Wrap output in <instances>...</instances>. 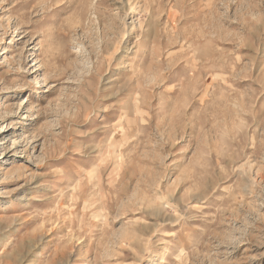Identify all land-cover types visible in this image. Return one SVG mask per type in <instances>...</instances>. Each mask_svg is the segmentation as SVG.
<instances>
[{
    "label": "rangeland",
    "instance_id": "rangeland-1",
    "mask_svg": "<svg viewBox=\"0 0 264 264\" xmlns=\"http://www.w3.org/2000/svg\"><path fill=\"white\" fill-rule=\"evenodd\" d=\"M0 264H264V0H0Z\"/></svg>",
    "mask_w": 264,
    "mask_h": 264
}]
</instances>
